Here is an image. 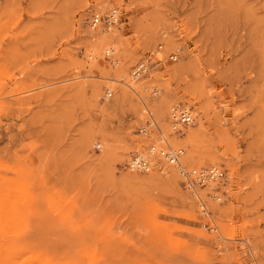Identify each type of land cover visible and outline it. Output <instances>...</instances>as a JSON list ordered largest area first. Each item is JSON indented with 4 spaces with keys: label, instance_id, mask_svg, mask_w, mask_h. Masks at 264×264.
I'll return each instance as SVG.
<instances>
[{
    "label": "rangeland",
    "instance_id": "rangeland-1",
    "mask_svg": "<svg viewBox=\"0 0 264 264\" xmlns=\"http://www.w3.org/2000/svg\"><path fill=\"white\" fill-rule=\"evenodd\" d=\"M175 106L193 112L181 133ZM158 139L187 176L128 169ZM209 166L221 183L188 186ZM223 248L264 264V0H0V264H216Z\"/></svg>",
    "mask_w": 264,
    "mask_h": 264
},
{
    "label": "bare ground",
    "instance_id": "bare-ground-1",
    "mask_svg": "<svg viewBox=\"0 0 264 264\" xmlns=\"http://www.w3.org/2000/svg\"><path fill=\"white\" fill-rule=\"evenodd\" d=\"M111 11L112 10H115V13L117 14L118 16V11L116 9H110ZM109 10V11H110ZM96 15H100L98 13H93L92 16H96ZM91 16V17H92ZM97 17V16H96ZM120 17V16H119ZM92 21H90V25L91 27L94 29L96 28L98 25L95 24L92 26ZM101 26V25H99ZM113 27V26H112ZM111 27V28H112ZM104 29H109L110 28H104ZM112 31V30H111ZM112 34V33H111ZM110 41H111V37L109 35H103L102 37H98L96 39V41H94L93 44H89L90 45V48H89V52L92 53L94 52L95 50H102L101 48L105 47L106 45L110 44ZM171 45V42L170 41H166V47L170 46ZM166 49V48H165ZM106 51L108 52V50H105V53ZM97 53V52H96ZM164 54V53H163ZM108 55V54H107ZM162 56V55H161ZM170 57H173V56H170ZM169 57V58H170ZM139 64H142V63H139ZM143 65V73L140 75V76H143L146 72V67ZM136 67V66H135ZM135 67L133 68V71L135 69ZM133 71H132V76H133ZM104 75V74H103ZM124 76V75H123ZM139 76V77H140ZM119 77V76H118ZM138 77V78H139ZM126 78V77H125ZM134 78V77H133ZM124 79V78H123ZM136 79V78H135ZM105 80V79H104ZM125 80V79H124ZM134 80H131L129 79L128 81H126V83H123V85L129 90L131 91L134 95H137V92L139 91L138 90V87L135 85V82H132ZM140 88V87H139ZM192 88V87H191ZM125 90V89H124ZM126 94V93H125ZM196 94V93H194ZM126 96V95H124ZM140 98V97H139ZM160 106L159 108L155 109L154 108V116H155V119L157 118L158 120H163L164 119V124L167 125L168 124V121L166 119V117L164 116L165 115V111H166V107H167V102L166 100H161L160 101ZM157 105V104H156ZM174 106V105H173ZM150 108V107H149ZM180 109H185L184 111V114H186L187 116H189L190 118V123L188 124H183V123H175V116L176 114L180 111ZM153 110V109H151ZM150 115L151 113L147 110V109H143L142 107L138 108V111H137V115L139 117H144V115ZM168 119H169V123H170V128L174 131V133H181V129L184 128V126H190L193 122V112L190 108L186 107V106H175V107H171L170 110H169V115H168ZM153 126V123L148 121L147 122V127H152ZM142 128V127H141ZM159 130V128H158ZM183 130V129H182ZM141 132H146L147 131L145 129H142ZM145 133V134H146ZM161 134V133H160ZM162 138H164L162 136V134L160 135ZM146 139H147V136H146ZM116 142V141H115ZM168 144H166L165 140L163 139H158L157 140V144H154V143H151V145H149L148 147V150L145 154L143 153H137V154H134L133 156H131V158L129 159L128 163H127V167L130 171H133V172H149L151 166H152V170L154 168H157L159 171H161L160 169L162 167H159L158 165L160 164H165L167 166V170L169 169V171L167 172H170L173 176L174 175H182V176H187V173L184 171V169H182L181 167V164L184 162V163H187L189 162L190 160H186V155L184 156V160H179L180 156L182 155V150L181 149H171L169 148V146H166ZM175 145V144H174ZM99 147V146H98ZM156 147H159V148H156ZM189 157V156H188ZM191 157V156H190ZM203 158V157H202ZM192 159V158H191ZM179 160V161H178ZM211 160V159H210ZM199 161V160H198ZM211 162V161H210ZM214 162V161H212ZM177 164V165H176ZM189 165V163H187ZM214 164V163H213ZM169 165V166H168ZM175 165V166H174ZM208 168H218V167H215V166H209V167H206V168H203L201 170H199V173L198 175H196V178L198 179L200 177V173L203 172L204 170L208 169ZM193 169H191L189 172L192 173ZM166 172V173H167ZM213 183V182H212ZM203 188H207L208 190H210L211 188H213V185L211 184H208L206 187H203ZM196 192V191H195ZM198 195V194H197ZM204 195V194H203ZM221 238V237H220ZM253 254V253H252ZM217 255L220 256V260L216 263V264H219V263H222V264H229L230 261L227 259V253L225 251V249L223 248V252L220 250H218L217 252ZM254 256V255H253ZM255 258V257H254ZM229 263H227V262Z\"/></svg>",
    "mask_w": 264,
    "mask_h": 264
},
{
    "label": "built area",
    "instance_id": "built-area-1",
    "mask_svg": "<svg viewBox=\"0 0 264 264\" xmlns=\"http://www.w3.org/2000/svg\"><path fill=\"white\" fill-rule=\"evenodd\" d=\"M97 16V17H96ZM91 17L92 26L97 24L98 26L101 25L103 28H111L112 26H115L119 21V14L115 13V10H110L104 14L96 15ZM170 60L174 61V57H170ZM143 73V65L137 64L134 71H133V77L138 78ZM185 109H180V111L175 116V123H183L188 124L190 123V118L186 114H184ZM199 173V172H198ZM196 172H192L190 175H188V179H185L188 181V186H207L210 183L219 182L221 183V179L223 178V170L219 168H208L201 172L199 175L200 177L197 179L196 175H198ZM219 199V197H217ZM222 264V263H219Z\"/></svg>",
    "mask_w": 264,
    "mask_h": 264
}]
</instances>
